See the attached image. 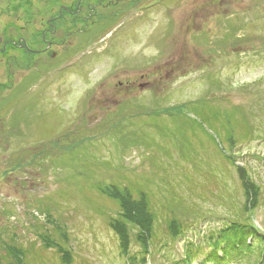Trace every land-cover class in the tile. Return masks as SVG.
I'll return each mask as SVG.
<instances>
[{"label": "rangeland", "instance_id": "374dc122", "mask_svg": "<svg viewBox=\"0 0 264 264\" xmlns=\"http://www.w3.org/2000/svg\"><path fill=\"white\" fill-rule=\"evenodd\" d=\"M168 10L146 21L128 48L131 63L105 56L66 68L44 94L47 67L20 79L10 68L14 89L1 91L0 264H264V0H177ZM27 18L26 0H0L1 37L36 31L39 19ZM139 73L149 86L113 88L124 76L143 82ZM239 167L257 186L253 196ZM108 191L147 204L145 244ZM234 223L244 239L215 247ZM219 250L221 263L212 261Z\"/></svg>", "mask_w": 264, "mask_h": 264}, {"label": "flooded vegetation", "instance_id": "af4514ba", "mask_svg": "<svg viewBox=\"0 0 264 264\" xmlns=\"http://www.w3.org/2000/svg\"><path fill=\"white\" fill-rule=\"evenodd\" d=\"M176 1L26 0L27 21L38 18L39 20L36 21L38 27L35 28L36 31L30 30L31 32L26 37L0 36V65L1 58L4 57L5 77H7L4 82L0 81V114L1 101L7 96L5 94L2 97L1 91L8 90L9 93L14 89L10 80L11 67L24 72L20 75L21 77H18L19 79L32 71L47 67L48 69L41 74L45 89L42 94H44L47 91L50 76L58 77L64 73L66 68L78 71L81 70L83 63L99 61L107 57V59L117 61L118 65L131 63L135 59L127 52L128 48L134 45L135 39L140 40L144 36L141 31L146 21L160 12V9L169 15L171 11L168 9H172ZM201 4L203 8L204 2ZM184 19L188 20L191 17H184ZM181 23L189 26L187 23ZM192 36L193 33L190 31L188 37ZM197 36L202 37V41L204 40L203 31L197 32ZM97 43L100 44L101 49H97ZM169 43L172 45L173 42L169 41ZM184 58L187 57L184 56ZM119 67L117 66V69ZM128 69L129 66L124 64V70ZM137 69L141 71V67ZM158 71L160 72V69L150 75L155 76ZM137 77L143 82L134 80L131 76L116 78L113 88L118 93L128 94L134 92L135 88L143 89L149 86L145 73H139ZM30 90L29 87L24 91L29 94L32 92ZM3 135L9 136L10 133Z\"/></svg>", "mask_w": 264, "mask_h": 264}, {"label": "trees", "instance_id": "16d2710c", "mask_svg": "<svg viewBox=\"0 0 264 264\" xmlns=\"http://www.w3.org/2000/svg\"><path fill=\"white\" fill-rule=\"evenodd\" d=\"M238 169H239V172H238V170H237V172H238L239 177L242 179L241 183H242V187L245 190V193L247 195L253 196V194L256 192V187H257L256 184L253 181H251L250 179L248 180L245 178L246 172L243 169H241L240 167ZM104 190L105 189H102L103 192H105ZM108 193L110 195L113 194L112 191L111 192L108 191ZM113 197L119 200V203H120L119 205L121 207V212L119 213L120 216L123 219H128V220L134 222L135 224H137L139 226V228L141 230H140V234L138 235V237H145V239H144V244H145L146 240H147V236L149 235L148 234L149 233L148 227H150L151 222H152V215L147 208V204L145 202H141V201H128L125 196H123L122 194H120L117 191H116V194H113ZM114 222L115 223L113 224V226H114L113 228H115V227L117 228V229L115 228L117 233L121 236V231H122L123 234L125 235L123 223L119 222V221H114ZM234 224H236V223H234ZM235 226L237 228H235L234 225L228 226L226 229H223L221 232H219L215 236V238L213 239L212 244L215 247H217L220 245L222 246L223 244L227 243L229 240L234 241V243H236V242H239L242 239H244L245 233L243 230H240L241 228H239V226H241V225L236 224ZM231 229L233 230V232H231ZM171 230H172L173 234H176L175 226H173V228ZM228 234H230V235H228ZM231 234H232V236H231ZM249 236H250V234H249ZM121 245L124 248L127 246V235L124 236V239H121ZM252 248H253L252 249V251H253L254 247H252ZM249 250H251V249H249ZM219 251H220V255L219 254L213 255L212 261L215 260L217 263L218 262L221 263V260H222V258L225 257V254L222 250H219ZM136 264H144V263L140 262V263H136ZM172 264H175V263H172ZM185 264H190V263H185Z\"/></svg>", "mask_w": 264, "mask_h": 264}]
</instances>
